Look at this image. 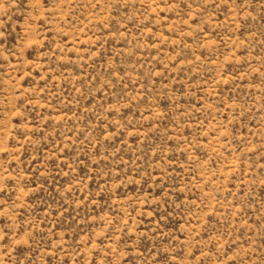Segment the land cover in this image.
I'll return each mask as SVG.
<instances>
[{
	"label": "rangeland",
	"instance_id": "374dc122",
	"mask_svg": "<svg viewBox=\"0 0 264 264\" xmlns=\"http://www.w3.org/2000/svg\"><path fill=\"white\" fill-rule=\"evenodd\" d=\"M0 264H264V0H0Z\"/></svg>",
	"mask_w": 264,
	"mask_h": 264
}]
</instances>
